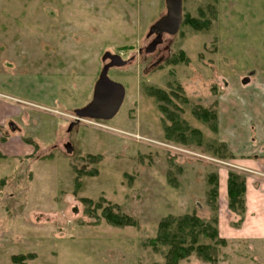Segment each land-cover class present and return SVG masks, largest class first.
I'll return each instance as SVG.
<instances>
[{
  "label": "rangeland",
  "instance_id": "374dc122",
  "mask_svg": "<svg viewBox=\"0 0 264 264\" xmlns=\"http://www.w3.org/2000/svg\"><path fill=\"white\" fill-rule=\"evenodd\" d=\"M164 13L165 0H0V100L10 114L0 122V264L163 262V251L143 243L155 236L161 218L192 211L212 216L206 172L216 166L134 143L120 132L82 123L69 128L72 111L89 102L108 51L127 64L108 70L125 95L106 124L206 156L223 152L209 136L215 134L212 121L197 119L192 110L208 107L216 115L226 81L247 75L264 82V0H182V14L208 24H182L145 53L147 30ZM180 50L188 61H169ZM148 87L186 99L172 96L177 109L169 107L200 130V145L164 138L162 125L170 121ZM9 136L26 139L28 148L12 146ZM41 154L50 157L37 158ZM74 166L96 169L81 177L76 191ZM191 185L194 191L187 190ZM81 197L116 204L134 225H110L99 209L87 214ZM226 208L217 221L226 239L217 261L191 254L178 264H264V237L239 234L241 225L232 224ZM13 255L22 259L14 262Z\"/></svg>",
  "mask_w": 264,
  "mask_h": 264
},
{
  "label": "trees",
  "instance_id": "16d2710c",
  "mask_svg": "<svg viewBox=\"0 0 264 264\" xmlns=\"http://www.w3.org/2000/svg\"><path fill=\"white\" fill-rule=\"evenodd\" d=\"M182 24H189L193 28L200 29L208 24L207 19L199 20L192 18L186 14H183ZM169 61L187 62L188 58L184 56L182 50L174 54ZM96 80V79H95ZM94 80V82H95ZM93 82V84H94ZM92 84V85H93ZM148 95L155 98L158 101L159 110L165 114L170 124H163L164 138L174 140L190 142L195 141L198 145L201 144V132L199 129L189 126L185 120L179 117L176 103L173 101L172 96L178 98L182 102H186V99L178 97L177 93L172 96L168 92L159 88H146ZM172 106L174 109H171ZM194 116L201 121H212L210 127L214 131L216 120L214 110L206 107L195 106L192 110ZM219 147L224 149L223 144ZM222 156V154H219ZM50 157V154H43L37 156V158ZM86 158H94L90 154L85 155ZM75 173L73 178V190L76 191L81 184V177L86 175H94L96 169H85L83 167H73ZM2 181V180H1ZM170 181V179H169ZM208 189L206 191L205 200L209 209L212 211V216L203 219L199 217L195 211L190 213H184L182 215H167L161 218L157 222L156 234L153 238H147L144 240V244L150 246L154 251H163L164 261L154 262L152 264H178L180 260L188 257L191 254L196 255L203 261L215 262L217 261L218 246L224 245L226 239L219 235L217 229V180L216 176H208ZM227 193V209L232 215V224L239 227L244 219L245 214V180L244 177L229 171L227 174L226 183ZM80 201L84 204V211L92 215V212L96 209L100 210V216L110 225L124 226L134 225V220L128 214L120 212L119 207L116 204L102 205L103 200L92 202L90 198L81 197ZM163 248V249H160ZM22 259V256L13 255L12 261ZM21 262V261H20Z\"/></svg>",
  "mask_w": 264,
  "mask_h": 264
},
{
  "label": "crops",
  "instance_id": "0c3cea01",
  "mask_svg": "<svg viewBox=\"0 0 264 264\" xmlns=\"http://www.w3.org/2000/svg\"><path fill=\"white\" fill-rule=\"evenodd\" d=\"M243 78H247V75ZM243 78L232 85L227 81L223 84L226 94L220 96L216 104L215 134L211 131L208 133L224 146L222 156L218 155L217 158L230 160L237 167L234 170L245 180V214L241 226L236 229L246 238L264 237V82L259 84L254 79ZM0 101V122L3 123L10 114L4 108L6 101ZM25 140L13 136L9 143L19 150H25ZM0 141H3L2 137ZM228 171L220 166L206 172L216 176L217 180L218 222L222 220V212L227 207ZM206 184L208 189V177ZM195 189L193 185L187 188L189 191Z\"/></svg>",
  "mask_w": 264,
  "mask_h": 264
},
{
  "label": "water",
  "instance_id": "95a60500",
  "mask_svg": "<svg viewBox=\"0 0 264 264\" xmlns=\"http://www.w3.org/2000/svg\"><path fill=\"white\" fill-rule=\"evenodd\" d=\"M182 21V0H165V13L154 21L148 28L146 37L154 35L144 47L146 53L153 52L162 42L163 34L175 35ZM109 59L99 71L92 89L90 101L74 110L77 118L110 120L119 110L125 95L124 86L108 76L112 66H122L126 63L118 54L104 52L101 60ZM67 150L69 148L67 147Z\"/></svg>",
  "mask_w": 264,
  "mask_h": 264
},
{
  "label": "built area",
  "instance_id": "2783aa9c",
  "mask_svg": "<svg viewBox=\"0 0 264 264\" xmlns=\"http://www.w3.org/2000/svg\"><path fill=\"white\" fill-rule=\"evenodd\" d=\"M85 123H87L90 126L93 127H97L98 129H102V130H110V131H115V132H120L125 136H128L129 138L139 141V142H143L149 145H153L157 148H160L166 152H169L171 154H175V155H191L193 159H197V160H202V161H206L209 163H213L215 165L218 166H225L228 168H237L232 162L229 161H223V160H219V159H215L206 155H202L199 154L197 152H193L190 150H187L185 148H182L179 145H175V144H171L169 142H164V141H155V140H151L145 137H142L138 134H132V133H128V132H123L117 129H113L111 127H108L102 123L96 122V121H88V120H84Z\"/></svg>",
  "mask_w": 264,
  "mask_h": 264
},
{
  "label": "flooded vegetation",
  "instance_id": "af4514ba",
  "mask_svg": "<svg viewBox=\"0 0 264 264\" xmlns=\"http://www.w3.org/2000/svg\"><path fill=\"white\" fill-rule=\"evenodd\" d=\"M151 37V39L154 37V35H151V36H149V37H147V38H150ZM150 39V40H151ZM112 53V52H111ZM113 54V53H112ZM125 60V59H124ZM109 62V59H105L104 61H101V66H100V69H101V67L104 65V64H106V63H108ZM127 64V63H126ZM110 69V68H109ZM108 69V70H109ZM100 71V70H99ZM69 125H70V127H72V126H74L75 125V123L74 122H69Z\"/></svg>",
  "mask_w": 264,
  "mask_h": 264
}]
</instances>
